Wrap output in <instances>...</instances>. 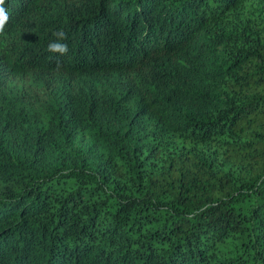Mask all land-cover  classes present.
Wrapping results in <instances>:
<instances>
[{"label":"trees","instance_id":"1","mask_svg":"<svg viewBox=\"0 0 264 264\" xmlns=\"http://www.w3.org/2000/svg\"><path fill=\"white\" fill-rule=\"evenodd\" d=\"M3 6L0 264H264V0Z\"/></svg>","mask_w":264,"mask_h":264},{"label":"clouds","instance_id":"2","mask_svg":"<svg viewBox=\"0 0 264 264\" xmlns=\"http://www.w3.org/2000/svg\"><path fill=\"white\" fill-rule=\"evenodd\" d=\"M4 0H0V32L3 31L4 26L8 20V14L6 8L3 6ZM53 35L57 37V41L50 42L47 46L49 52H56L64 54L67 52V45L60 43L59 40L66 39V34L60 30L53 32Z\"/></svg>","mask_w":264,"mask_h":264}]
</instances>
